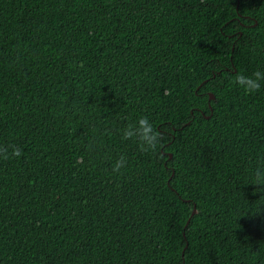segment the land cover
I'll use <instances>...</instances> for the list:
<instances>
[{"label":"trees","instance_id":"trees-1","mask_svg":"<svg viewBox=\"0 0 264 264\" xmlns=\"http://www.w3.org/2000/svg\"><path fill=\"white\" fill-rule=\"evenodd\" d=\"M258 70L264 0H0V264H264Z\"/></svg>","mask_w":264,"mask_h":264},{"label":"clouds","instance_id":"clouds-1","mask_svg":"<svg viewBox=\"0 0 264 264\" xmlns=\"http://www.w3.org/2000/svg\"><path fill=\"white\" fill-rule=\"evenodd\" d=\"M235 83L248 94L258 91L264 84V71H255L251 76L237 75ZM122 139L134 140L139 151L144 153H155L162 147L163 136L153 126L147 117L139 118L135 123L127 124L122 130ZM21 150L15 146H0V158L8 160L19 157ZM127 160L121 156L115 161L112 171L120 173L126 168ZM254 179L249 183L253 185V192L264 195V166L257 167L253 173Z\"/></svg>","mask_w":264,"mask_h":264},{"label":"water","instance_id":"water-1","mask_svg":"<svg viewBox=\"0 0 264 264\" xmlns=\"http://www.w3.org/2000/svg\"><path fill=\"white\" fill-rule=\"evenodd\" d=\"M210 98H213V96L211 95V97Z\"/></svg>","mask_w":264,"mask_h":264}]
</instances>
